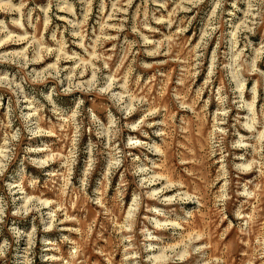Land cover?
<instances>
[{
	"label": "rangeland",
	"instance_id": "obj_1",
	"mask_svg": "<svg viewBox=\"0 0 264 264\" xmlns=\"http://www.w3.org/2000/svg\"><path fill=\"white\" fill-rule=\"evenodd\" d=\"M0 264H264V0H0Z\"/></svg>",
	"mask_w": 264,
	"mask_h": 264
}]
</instances>
